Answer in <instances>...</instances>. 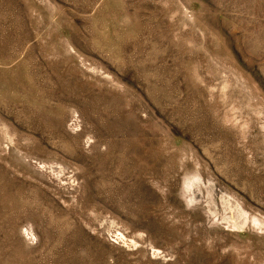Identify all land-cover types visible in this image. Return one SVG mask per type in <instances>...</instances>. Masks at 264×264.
<instances>
[{
    "label": "rangeland",
    "instance_id": "obj_1",
    "mask_svg": "<svg viewBox=\"0 0 264 264\" xmlns=\"http://www.w3.org/2000/svg\"><path fill=\"white\" fill-rule=\"evenodd\" d=\"M0 264H264V0H0Z\"/></svg>",
    "mask_w": 264,
    "mask_h": 264
}]
</instances>
